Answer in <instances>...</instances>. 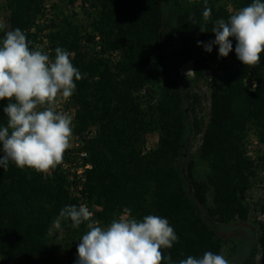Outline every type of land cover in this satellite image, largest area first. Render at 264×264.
Listing matches in <instances>:
<instances>
[{
	"label": "trees",
	"instance_id": "16d2710c",
	"mask_svg": "<svg viewBox=\"0 0 264 264\" xmlns=\"http://www.w3.org/2000/svg\"><path fill=\"white\" fill-rule=\"evenodd\" d=\"M65 1L74 5L78 0ZM81 1L82 19L76 11L66 13L69 5H55L45 27L39 21L47 0H0V11L5 12L6 30L20 28L32 49L46 38L51 58L57 47L65 48L73 54V65L86 74L76 81L70 98L77 108L74 132L94 129L82 149L91 164L83 193L99 208L95 219L107 226L124 208L138 220L146 215L166 218L179 238L171 249H161L172 264L188 256L201 258L207 251L221 255L223 230L246 227L250 212L245 194L257 169L244 141L252 132L260 142L258 158L264 169V52L260 64L249 67L237 59L235 39L227 57L218 55L217 45L209 53L197 42L214 40V22L227 20L234 13L229 8L237 11L253 0H208L212 17L204 33L199 28L203 0ZM193 14L195 25L188 19ZM3 35L0 31V39ZM111 52L119 59L112 60ZM209 62L217 67L202 131L195 109L188 107V99L197 103V96L188 94L180 69L192 63L200 80ZM7 103L0 100V126H6ZM193 127L202 132L199 160L207 166L202 180L195 176L192 161L185 164ZM151 133L158 140L149 150ZM67 205L79 206L59 165L48 177L12 162L7 170L0 168V264H41L51 251L48 230ZM257 224L264 264V223ZM62 229L56 233L64 234L77 255L86 225L73 228L64 221Z\"/></svg>",
	"mask_w": 264,
	"mask_h": 264
},
{
	"label": "clouds",
	"instance_id": "9594fccd",
	"mask_svg": "<svg viewBox=\"0 0 264 264\" xmlns=\"http://www.w3.org/2000/svg\"><path fill=\"white\" fill-rule=\"evenodd\" d=\"M193 0H189L192 3ZM204 23L200 32H208L212 9L203 0ZM193 25L194 14L189 16ZM0 22V100H7L3 112L6 126H0V168L7 170L9 162L20 169L48 173L62 163L64 153L71 147L73 118L58 111V103L67 101L76 90V81L86 74L73 65L72 53L62 47L55 49L54 58L31 41L20 29L6 30ZM215 39L203 44L206 52L218 46V55L227 57L233 50L235 39L237 59L245 66L256 67L264 52V2L253 0L248 6L232 13L227 20L220 18L211 30ZM189 73H192L190 70ZM86 204L67 205L49 228V234L63 231L62 222L70 221L71 227L86 225V231L77 245L76 264H172L171 256L165 257L161 249H171L178 236L169 221L159 215H146L142 220L131 217V209L124 208L119 218L107 226L93 218ZM179 264H230L223 255L210 251L201 258L188 256Z\"/></svg>",
	"mask_w": 264,
	"mask_h": 264
},
{
	"label": "rangeland",
	"instance_id": "374dc122",
	"mask_svg": "<svg viewBox=\"0 0 264 264\" xmlns=\"http://www.w3.org/2000/svg\"><path fill=\"white\" fill-rule=\"evenodd\" d=\"M46 5L52 13L54 6L66 7L65 0H47ZM66 13L71 15V12L76 11L78 18L84 17L82 1L78 0L74 5H69L65 9ZM5 21V12L0 11V22ZM234 39H232V42ZM217 65L213 62L208 63V68L204 70V78L196 79L194 75L193 64L188 63L180 69V75L183 77L184 82L187 85V92L189 95L197 96V103H193L192 98L188 99L189 111L195 109V115L200 123V129L203 131L206 123L208 122L209 110H210V96H211V80L213 73L216 71ZM192 73H187L189 71ZM194 115L191 116V121L194 122ZM250 136H255L252 132ZM158 140L157 133H151L146 140L147 149H153L156 147ZM202 141V132H198L197 127H193L192 133L188 141L187 154L185 156V164H189L192 161L195 165V176L202 180L207 171V166L199 160V149ZM260 177L257 175L255 181L252 183L251 188L245 194V201L250 207L248 219L243 224L246 227H241V230L237 228H229L223 230V248L222 254L226 259L230 261V264H262L261 249L258 245V224L257 210L261 208L262 200L258 196L257 183ZM245 239V240H244ZM51 251L50 254L43 257L41 264H76L77 255L73 253L68 244L64 241V234L62 232H53L50 236ZM245 241V242H244Z\"/></svg>",
	"mask_w": 264,
	"mask_h": 264
},
{
	"label": "built area",
	"instance_id": "2783aa9c",
	"mask_svg": "<svg viewBox=\"0 0 264 264\" xmlns=\"http://www.w3.org/2000/svg\"><path fill=\"white\" fill-rule=\"evenodd\" d=\"M85 9L89 10L88 7H85ZM84 10V9H83ZM230 12H235L231 8H229ZM83 13V12H82ZM52 12L48 8V6H45L44 16L39 21L40 25L42 27H45L48 23V21L52 18ZM46 30L42 31V34H46ZM47 39L43 38L42 42L40 44H37L41 50L44 52L50 53L51 50L47 49ZM109 57L112 60H118L119 54L117 52L109 53ZM252 86L255 87V81L252 82ZM58 111H63L68 113L73 118V136L71 140V147L67 150V156H63L62 163L59 164L61 170L64 172L67 184H68V190L71 195V197L76 198L78 200V204H86L89 209L93 212L95 219V212L96 210H99V208L95 205L89 202L88 198L83 193L84 191V184L86 182V173L88 170L91 169V164L88 161V153L82 149V146L84 144V140L91 138L94 135V129H89L84 134L79 135L76 132H74V129L76 127V106L73 103V100L69 98L67 101L60 100L57 107ZM245 150L246 155L248 158H250L254 163L255 167L257 169V175L260 177V180L257 183V192L259 198L264 201V169L261 165V162L258 158L259 156V149H260V142L256 136H248L245 141ZM3 155V152H2ZM53 170V169H52ZM52 170L48 173H42L45 177H48L52 174ZM123 213H121L119 216H121ZM257 218L259 222L264 223V211L260 208L256 212ZM96 220V219H95Z\"/></svg>",
	"mask_w": 264,
	"mask_h": 264
}]
</instances>
